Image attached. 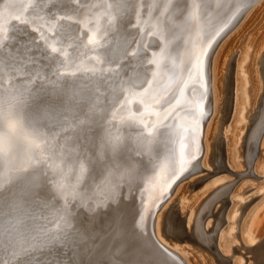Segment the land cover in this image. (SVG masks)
<instances>
[{
    "label": "bare ground",
    "instance_id": "obj_1",
    "mask_svg": "<svg viewBox=\"0 0 264 264\" xmlns=\"http://www.w3.org/2000/svg\"><path fill=\"white\" fill-rule=\"evenodd\" d=\"M154 2L156 0H147L148 4ZM37 3L39 7H36ZM52 3L53 0H0V26H6L9 34L22 28H34L44 32L48 39L39 43L54 61V66L58 64L71 68L76 65L83 68L104 69L109 65L100 63L103 53H109L110 57L116 61L121 58L125 50L138 47L136 44H128L127 34L121 26L125 15L123 0H120L119 4L117 0H87V6L82 8L78 7L73 0H68L64 7L71 10L68 14L72 19L62 21L57 26L61 34L59 42L51 39L52 34L49 31L52 21L48 13L53 10ZM196 3L201 6L199 19L189 18L187 11L176 12L175 3L169 12L159 19L157 17L162 8L153 11L151 15L148 14V10L142 11L140 28L144 33V50L141 57L133 60L134 66L129 67L126 72L121 73L120 76H113L110 81L113 92L106 93L100 99L86 102L83 108L71 105L64 117L57 116L53 111L54 106L61 104V100L55 96L45 95L33 98L28 95L27 99L19 96V93L23 91L22 81L26 78L24 73L35 71L32 66L23 67L18 62L11 67H3L0 71V104L10 108L13 113H26L30 117V122L28 119L23 121L25 129L30 131L32 128H38L48 138L50 145L42 154L43 163L34 167L26 164L27 172H17L15 164L8 168L0 167V192L3 193L5 200L19 201L30 212H35L34 218L24 220L34 237L31 241L33 245H38L45 238L44 230H49L48 235L58 230L61 216L71 219L73 226H76L77 223H83L89 216L109 213L113 209L120 208L122 215H126L130 223L136 212L142 209L143 216L139 221V227L144 232V241L150 245L154 240L168 250L167 255L159 257L160 264L201 262L191 261L193 255L184 252L185 250H181L179 246L170 245L162 235L161 223L171 213V200L177 186L194 174L205 170L209 173L207 162L211 157L216 159V163L219 162L216 150L218 151L220 139L216 136L213 142H209V139L214 128L213 125L211 127L212 121L215 118L218 119L217 113L222 99L220 81L226 76L223 66L230 52H226L228 55L226 54L225 57L222 55L228 51L226 48L229 46L230 39L238 35L243 27H249L252 33L249 32L250 35L246 33L248 35L246 43L243 44V50V46L240 48L242 50L239 53L240 56H237V58L240 57L239 61L237 60L240 73V90L237 96L240 94V100L239 109L235 108L239 111L238 117L234 115L236 117L233 120L235 121L234 129L232 133L228 129L231 137H227L229 138L228 147L232 151L231 156L233 155V163L230 165L237 172L229 168L227 170L236 174L237 179L241 178L242 181L233 191L231 190L232 197L236 201L227 214L229 219L226 220L227 227L220 229V246L218 247L227 255L231 253L234 246H237L240 252L243 250L246 256L247 253L249 255V252H253V245L258 238L253 229V218L257 216L260 206L264 203V183L260 185V191L256 192L263 197L248 206L246 214L242 216L244 218H242L239 236L235 232V227L236 219L241 215L240 205L256 194L246 195L244 192L246 178L257 176L256 172L264 173V157L261 155L262 158L257 159L260 147L264 148V89L263 85L261 88V81L259 82L256 78L258 75L255 76L258 81L257 83L255 81L258 96H255L254 88L251 93L255 97L252 96L254 105L250 109L252 110L250 114L247 107L249 101H252L248 90L251 77L247 74L249 69L247 63L252 55L253 46L257 47L253 59L258 64L262 55L260 63L264 70V1L196 0ZM56 11L59 12L61 9L57 8ZM21 13H23L22 19L29 20L28 25H20L18 21L12 19ZM8 21L12 23L8 24ZM93 32L103 37L101 43L109 41L105 48L94 49L87 45V37ZM149 33L152 34L149 35ZM39 34V32L30 33L37 38ZM246 34L242 33L244 36ZM241 37L243 36L238 39ZM2 38L0 35V39ZM49 45L56 46L57 53L52 54ZM205 49L207 51L202 57L204 73L201 81L195 65L196 58ZM111 67L115 68V63ZM231 69L230 63L227 78ZM77 76L83 78L81 73H77ZM52 79L55 80L56 77L53 76ZM147 80L152 81V86L145 93V98L153 97L155 100H160L159 104L152 102L149 111L159 112L160 120H157L155 116L146 115L144 106L136 100L122 107H118L115 103L127 95L119 90L121 81L123 88L139 92L148 87ZM180 81L187 83L182 96L176 90V85ZM133 82L137 85L135 89L131 87ZM100 91L104 92V89L101 88ZM177 96L180 98L181 107L164 120V110L175 101ZM128 98L132 99L130 95ZM257 102H259L258 105ZM227 105L225 103L224 107L221 106L225 112ZM201 107L203 113H201ZM113 111L116 112L114 120L105 122L100 119L105 115L111 117ZM247 112L251 122L248 121L249 118L246 119ZM135 113H139L134 117L136 121L143 117L144 122L150 127L155 125L157 131L154 135L149 136L148 129L143 128L139 122L129 119ZM234 114H236L235 111ZM226 132L228 133L227 130ZM54 135L55 139L52 138ZM101 139L107 140V145H101ZM243 142L244 156L248 166L245 171L241 170L243 163L238 152ZM67 149L72 151L74 165L65 169L62 157L63 150ZM193 156L195 159H192ZM184 161L188 162L184 163V170L181 171L180 164ZM60 172L63 174L60 175ZM218 172L216 170L215 173ZM220 180L218 183L214 182L215 184L212 181L205 183V180L190 183L192 187L201 185L198 188L199 191L192 195L194 197H190L193 198L191 203H189L190 199L187 204L184 200V203H181L180 200L183 211L188 210L185 221L187 228L193 227L198 232L200 241L206 245H209V239L204 232L211 225V220L202 221L201 215L203 213L211 215L212 205L215 207L219 204L217 202L222 194L227 193L237 181L232 179L229 181L228 178L226 181ZM58 182H62L71 194L60 195L55 187ZM157 204H160L158 209ZM88 207H92L94 211L88 212ZM148 210H155V215L150 216ZM153 219H155L154 233ZM211 228L213 230L212 226ZM166 233L180 240L175 234ZM240 257L234 258L232 264H254L252 257H247L249 262L245 256ZM3 259L9 260L10 257L5 254ZM261 263L264 264V256ZM12 264H17V261L12 260Z\"/></svg>",
    "mask_w": 264,
    "mask_h": 264
},
{
    "label": "snow or ice",
    "instance_id": "obj_2",
    "mask_svg": "<svg viewBox=\"0 0 264 264\" xmlns=\"http://www.w3.org/2000/svg\"><path fill=\"white\" fill-rule=\"evenodd\" d=\"M73 2L81 8L87 6V0H73ZM117 2L119 4L120 0ZM66 3L68 0H53V10L48 13L52 21L49 31L53 41L59 42L61 38L57 27L60 22L72 19L68 14L71 10L64 7ZM174 3L176 12L187 11L189 18L199 19L201 6L196 3V0H183L182 3L181 0H166V2L165 0H156L152 4H148L147 0H123L125 15L122 18L121 26L127 34L128 44H136L138 47L125 50L121 58L116 61L110 57L109 53H103L100 63L109 65L104 69L83 68L76 65L71 68L58 64L54 66V61L39 43V41L48 39L44 32L34 28H22L9 34L6 26H0L2 28L0 35L3 37L0 39V71L3 67H11L18 62L23 67L32 66L35 71L24 73L26 78L22 81L23 91L19 93V96L24 99H27L28 95L33 98L45 95L55 96L61 100V104L54 106L53 111L57 116L64 117L71 105L83 108L86 106V102L100 99L106 93L114 91L113 85L110 83L113 76H120L129 67H133V60L139 59L144 50V33L140 28L141 12L148 10V14L151 15L153 11L162 8L163 10L157 17L159 19L169 12ZM39 6L37 3L36 7ZM57 8L61 11L57 12ZM22 15L23 13L12 19L18 21L20 25H28L29 20L22 19ZM7 23L11 24L12 21ZM31 32H39V37L31 36ZM151 34L149 33V35ZM102 39L103 37L98 36L97 32H93L87 37V45L94 49L105 48L109 41L101 43ZM48 47L52 54L57 53L56 46L49 45ZM206 51L207 49L203 50L201 55L196 58L195 68L201 81L204 73L202 57ZM147 62L152 63V61ZM113 63H115V68L111 67ZM62 67L63 70H61ZM77 73H81L83 78L77 76ZM105 73H109V75H105ZM53 76L56 77L55 80L52 79ZM122 83L121 81L119 90L127 95L115 102L118 107L130 105L133 100H136L144 106L146 115L155 116L157 120H160L159 112L149 111L151 103L159 104L160 100H155L153 97L145 98V93L152 86L151 80H147L148 87L139 92L123 88ZM50 85L52 87H49ZM131 87L135 89L137 85L133 82ZM186 87L185 81H180L176 85L180 96L184 95ZM101 88L104 89V92L100 91ZM98 93L99 95H97ZM129 95L132 99L128 98ZM180 107V98L177 96L175 101L164 110L163 119L167 120ZM201 113H203L202 107ZM138 115L139 113H135L129 119L139 122L143 128L148 129L149 136L154 135L157 131L155 125L150 127L144 122L143 117L136 121L134 117ZM115 116L116 112L113 111L111 117L105 115L100 119L108 122L110 119L114 120ZM25 119L30 122V117L26 113H13L10 108H5L0 104V167L8 168L15 164L17 172H27L26 164L34 167L43 163L42 154L50 147L48 138L38 128L26 130L23 123ZM52 138L55 139V135ZM100 143L107 145L108 142L101 139ZM63 152L62 159L65 169L72 167L74 160L71 149L63 150ZM192 159L195 157L193 156ZM187 162H181V171L184 170V163ZM55 187L60 195L71 194L62 182L56 183ZM159 207L160 204H157L156 208ZM87 211L93 212L94 209L88 207ZM148 212L150 216L155 215V210H148ZM142 216L143 210H138L129 223L127 216L122 215V209L116 208L109 213L89 216L83 223H77L76 226H73L71 219L61 216L58 230L51 235L47 234L49 230H44L45 238L38 245H33L31 241L34 237L24 220L25 218H34L35 212H30L19 201H6L3 193L0 192V264H12V260H16L17 264H160L159 257L167 255L168 250L154 240L150 245L144 241V232L139 227ZM5 254L10 257L9 260L3 259Z\"/></svg>",
    "mask_w": 264,
    "mask_h": 264
},
{
    "label": "rangeland",
    "instance_id": "obj_3",
    "mask_svg": "<svg viewBox=\"0 0 264 264\" xmlns=\"http://www.w3.org/2000/svg\"><path fill=\"white\" fill-rule=\"evenodd\" d=\"M262 1H264V0H261V2ZM263 6H264V4H263ZM245 29H247V30H245ZM241 32H239L238 33V35H236V36H234L232 39H230V41H229V46H227V48H226V50H228V51H225V53L222 55L223 57H225V55L227 54L228 55V53L230 52V55H229V58L226 60V63L224 64V74L226 75L224 78H222L221 79V81H220V96H221V98L222 99H224V100H222L221 99V106L222 107H224L225 106V103H229L228 102V98H231V100H230V112H229V114L227 115V117H226V112L223 110V108H221V106H220V109L218 110V113H217V115H218V119L217 118H215L213 121H212V124H211V127H212V125H213V127L214 128H212L213 130H212V132H211V137H210V139H209V142H213L214 141V138H215V136L217 137V138H219L220 139V141H222L223 142V144H224V152H225V155H226V163H227V165H228V168L230 169V170H232V171H234V172H237L236 171V169H234V168H232V166L230 165V163H233V155L231 156V154H232V151H231V148L230 147H228L229 146V138L231 137V135H230V131H231V133H232V129H234V123H235V121H233V120H235V118L236 117H238L237 116V112H239L238 110L236 111V107H237V109H239V106H238V103H239V100H240V94H238V96H237V93H239L238 91L240 90V79H239V75H240V73L238 72V62H237V60L239 61V58L240 57H238L237 58V56H240L239 55V53L243 50V48H244V45H245V43H246V39H247V37H248V35H250L252 32V30H251V28H247V27H243L242 28V30H240ZM245 31V32H244ZM249 32H251V33H249ZM242 33L245 35L246 33L248 34H246V36H244V35H242ZM241 34V35H240ZM240 36H243V37H241V39H238V38H240ZM236 37V38H235ZM244 38V39H243ZM232 40V41H231ZM236 45H235V44ZM233 44V45H232ZM241 46H240V45ZM244 44V45H243ZM243 46V47H242ZM233 47V48H232ZM242 47V50L240 49ZM253 47H254V49H253ZM252 47V55H251V57H250V59H249V61H248V63H247V65H248V67H249V69H248V75H250V76H248V77H251V78H249V86H248V90L250 91V95H249V97H250V100H252V101H249V105L247 106L248 107V109H249V114L251 113V111L252 110H250L252 107H253V105H254V95H252L251 93H252V91L254 90V88H255V96L257 95L258 96V94H257V92H256V89H257V85L255 86V84L258 82V81H256V78L257 79H259V82H260V85H261V88H262V85H263V89H264V75H263V73H264V70L262 69V66H261V60H262V55H261V58H260V60L258 61L259 63L258 64H256V62H255V59H253V57H254V54L256 53V51H257V47L256 46H253ZM229 48V49H228ZM231 48H232V50H231ZM235 48L237 49V50H235ZM239 49H240V51H239ZM230 50V51H229ZM231 51H233L232 53H231ZM226 52H228V53H226ZM222 57V59H224ZM237 58V59H236ZM230 63H231V65H232V70H231V80H230V78L228 77L227 78V73H228V71L230 70ZM256 69H258V70H256ZM253 71H254V73H253ZM263 71V72H262ZM250 72H251V74H250ZM256 75H258V76H256ZM255 76H256V78H255ZM253 81H252V80ZM260 79H262V80H260ZM255 81H256V83H255ZM221 82H222V87H221ZM239 84V85H238ZM252 84V85H251ZM226 85H227V87L230 89V93L228 94L227 93V90H226ZM222 89V90H221ZM224 89V90H223ZM237 89V90H236ZM261 91H263V90H261ZM224 93V94H223ZM236 93V94H235ZM237 96V97H236ZM254 98H253V97ZM235 98V99H234ZM238 98V99H237ZM253 98V99H252ZM234 103V104H233ZM253 103V104H252ZM258 103L259 102H257V105H258ZM237 104V105H236ZM256 105V106H257ZM251 106V107H250ZM234 111H235V113L236 114H234ZM248 114V112H247V114H246V119H248L249 118V115ZM236 117H235V116ZM250 120V121H249ZM208 121H209V119H208ZM207 121V122H208ZM210 121H211V119H210ZM248 121L249 122H251V119L249 118L248 119ZM208 124H209V122H208ZM207 124V125H208ZM231 125V126H230ZM229 127V128H228ZM224 129V130H223ZM228 129H230V131L228 130ZM228 131V133L226 132L225 133V131ZM229 136V138H227ZM226 137V138H225ZM228 141V142H227ZM228 143V144H227ZM212 144V143H211ZM260 149L261 150H259V154H258V158L257 159H259V158H262V157H264V148H262V147H260ZM228 150V151H227ZM242 150V151H241ZM244 151H245V148H244V142L243 143H241V147H239V149H238V152H239V155H240V157H241V159H242V163H243V169H241V170H247V168H248V166H247V163H246V160H245V156H244ZM216 155L218 156V151L216 150ZM261 155H262V157H261ZM218 158V157H217ZM245 160V161H244ZM214 163L216 164V159L215 158H210V160L207 162V165H209L208 166V169L209 170H213L212 171V173H211V175H210V173H208V171L207 170H205L204 172H200V173H197V174H194V175H192L189 179L187 178L186 180H184L181 184H179L178 186H177V188L175 189V192L173 193V196H172V198H173V200H171L172 201V203H174V209L175 210H178L179 211V214H180V217H183L184 218V220L186 221V217H187V213H188V210L186 209L185 211H183V209H182V204L181 203H184L185 202V204H187L188 203V201H189V199H190V201H189V203H191L192 202V199L190 198L192 195H194V193L195 192H197V191H199V187L201 186H198V187H192V186H190V183H194V182H198V181H203V180H205L204 182L206 183V181H212L213 182V184H215V183H218L219 182V180H220V178H221V180L220 181H226V178H228V180L229 181H232V180H237L236 181V183H235V185H233L232 187H231V189L230 190H228V192H227V202H226V204L224 205V206H222V202H223V200H219L217 203H219V204H217V203H215V207H213V209L214 210H212V212L214 211V213H216L215 215L214 214H209V213H205V215H204V217H203V220L204 221H207L208 219H210L211 220V225L208 227V229L212 226L213 227V230H212V228L210 229V231H209V233H213V231L215 230V228H217L216 230H215V232H216V239H215V241L213 242L215 245H216V247H215V249H217V250H215V249H213V250H210L209 248H207V247H205V246H203V245H201V244H198V243H196V242H193V241H191V240H188L187 238H185V239H183V240H178V239H174L173 237H171V236H169L166 232H165V230H164V225H165V220H163L162 221V223H161V225L163 226L162 227V235H163V237H164V239L170 244V245H173V246H179L178 248H181V250H185L184 252H187L188 254H190L192 257H191V261H193V260H196V261H201V262H197V264L199 263V264H232V262H233V260H234V258H236V257H244L245 256V258H246V260H247V257H252L251 259H252V261H254V264H262L261 262H262V260H263V256H264V248H263V245H264V203L260 206V209L258 210V214H257V216L255 217V218H253V229H254V231H255V233H256V235L258 236V238H257V242L253 245V252H249V255H248V253H247V256H246V254H243V250H241V252H240V250L238 249V247L237 246H234V247H232V251H231V253L233 252V253H235L236 255H234L233 253H232V255H230V254H225L223 251H222V249L220 250L219 249V247L218 246H220V244H219V240H220V237H219V235H220V232H221V230L223 229V228H226L227 227V225H228V221L226 222V220H229L227 217H228V213H229V211H230V209L232 208V205L234 204V202L236 201V200H234V198L232 197V191H233V189L236 187V185H238L241 181H242V179L240 178V179H237V176H236V174H233L230 170L228 171L227 169L226 170H223V171H221V172H218V173H215L216 172V169H214ZM213 168V169H212ZM232 168V169H231ZM226 171V172H225ZM239 171V170H238ZM214 172V173H213ZM229 172H231V173H229ZM220 175V176H218V175ZM258 174V175H257ZM262 174V175H261ZM257 173L256 172V175L257 176H248L247 178H246V185L244 186V192L246 193V195H252L253 193H256V192H259L260 191V185L262 184V183H264L263 181H264V173ZM213 175V176H212ZM215 175V176H214ZM201 176H204L203 177V179H199ZM219 177V178H218ZM222 177H223V180H222ZM232 179V180H231ZM227 180V181H228ZM251 181V182H250ZM215 182V183H214ZM250 183H252V184H250ZM255 184V185H254ZM181 186V187H180ZM248 186H250V187H248ZM256 186V187H255ZM249 188V189H248ZM198 189V190H197ZM232 190V191H231ZM230 192V193H229ZM264 196V195H263ZM262 196V194H259V193H256V194H254L249 200H247L246 202H244V203H242L243 204V206H242V204L240 205V207H239V211L241 210V215H240V213H239V215L240 216H238V218L236 219V234L239 236L240 234H241V223H242V218H244V217H242V216H244L245 214H246V211H247V207L248 206H250L255 200H259L260 198H262L263 197ZM192 197H194V196H192ZM175 198V199H174ZM186 198V199H185ZM188 199V200H187ZM180 200H181V203H180ZM183 200H184V202H183ZM185 200H187V202L185 201ZM170 201V202H171ZM169 202V203H170ZM176 204H178V205H176ZM181 204V205H180ZM219 205V206H218ZM247 205V206H246ZM181 206V207H180ZM218 206V207H217ZM182 209V210H181ZM216 210V211H215ZM218 210V211H217ZM222 212H224V214H223V216H221V213ZM219 215H218V214ZM209 214V215H208ZM226 215V216H225ZM207 216V217H206ZM220 216V217H219ZM205 217H206V219H205ZM220 219H222V224L221 225H218V222H219V220ZM240 219V220H239ZM216 220V221H215ZM250 221H252V219L250 220ZM249 221V222H250ZM164 222V223H163ZM226 222V223H225ZM185 224H186V222H185ZM213 224V225H212ZM187 225V224H186ZM215 226V227H214ZM219 226V227H218ZM222 226V227H221ZM238 227H239V229H238ZM190 229L191 228H187V231H190ZM194 229V228H193ZM221 229V230H220ZM219 233V234H218ZM239 233V234H238ZM218 236V237H217ZM218 240V241H217ZM263 240V241H262ZM260 241V242H259ZM218 242V243H217ZM262 243H263V245H262ZM219 244V245H218ZM262 247V248H261ZM236 250H235V249ZM210 250V251H209ZM219 250V252H217ZM238 250V251H237ZM261 250V251H260ZM215 251V252H214ZM263 251V252H262ZM223 252V253H222ZM262 252V253H261ZM239 253H241L242 255H240ZM250 253H252L251 255H250ZM261 253V254H260ZM238 254V255H237ZM255 254L257 255V256H255ZM240 255V256H239ZM221 256H222V258H221ZM228 258H227V257ZM230 256V257H229ZM236 256V257H235ZM195 259H194V258ZM240 257V258H241ZM256 257H258V258H256ZM201 258H204V259H202L201 260ZM218 258L220 259V260H223V261H225V263L224 262H222V261H220V260H218ZM226 258V259H225ZM245 258H244V260H245ZM254 258V259H253ZM200 259V260H199ZM214 259V260H213ZM216 259V260H215ZM225 259V260H224ZM229 259V260H228ZM207 261V263H206V261ZM256 260V261H255ZM202 261H203V263H202ZM250 260H247V262H249Z\"/></svg>",
    "mask_w": 264,
    "mask_h": 264
},
{
    "label": "water",
    "instance_id": "obj_4",
    "mask_svg": "<svg viewBox=\"0 0 264 264\" xmlns=\"http://www.w3.org/2000/svg\"><path fill=\"white\" fill-rule=\"evenodd\" d=\"M232 70V69H231ZM229 78L231 80V71H230V75ZM227 93H230V89L227 87ZM230 100L231 98H228V105L226 106V117L230 112ZM218 158H219V162L216 163L214 165V169L218 171H222L225 169H228V166L226 164V155L224 152V144L222 141H219L218 143ZM212 171L210 170L209 173H211ZM204 176H201L199 179H203ZM220 200H223L222 202V206H224L226 204L227 200V193H223L222 196L219 198ZM174 203H172L171 205V210H170V214L168 217L165 218V225H164V230L166 232H171L172 234H175L176 236H178L181 240L187 238L188 240H191L193 242H196L198 244H201L207 248H209L210 250H213L216 246L213 243L215 241L216 238V232L214 233H209L211 227L207 230H205L204 234L205 236L209 239V245H206L204 243H202V241H200L199 236H198V232L196 230L193 229V227L191 228L190 231H187V226L185 224V220L183 217H180L179 211L175 210L174 208ZM213 210V205L211 207V214H216L214 212H212ZM224 212L221 213V216H223ZM205 213H203L202 216V221H203V217H204ZM153 233L154 231V224H155V219H153ZM222 224V219L219 220L218 225ZM218 260H220L218 258ZM222 262H224L223 260H220ZM225 263V262H224Z\"/></svg>",
    "mask_w": 264,
    "mask_h": 264
}]
</instances>
